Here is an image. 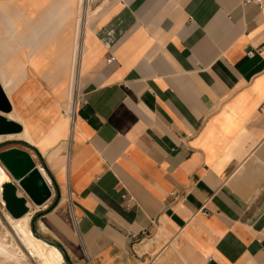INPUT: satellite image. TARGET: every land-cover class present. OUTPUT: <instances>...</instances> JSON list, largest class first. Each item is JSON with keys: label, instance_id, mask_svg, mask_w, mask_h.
I'll return each instance as SVG.
<instances>
[{"label": "crops", "instance_id": "crops-1", "mask_svg": "<svg viewBox=\"0 0 264 264\" xmlns=\"http://www.w3.org/2000/svg\"><path fill=\"white\" fill-rule=\"evenodd\" d=\"M244 2L0 0L8 140L54 180L72 264H264V7Z\"/></svg>", "mask_w": 264, "mask_h": 264}, {"label": "water", "instance_id": "water-1", "mask_svg": "<svg viewBox=\"0 0 264 264\" xmlns=\"http://www.w3.org/2000/svg\"><path fill=\"white\" fill-rule=\"evenodd\" d=\"M12 111V107L4 92L0 87V112L7 115ZM23 131L22 126L9 119L8 117L0 114V136L18 134ZM9 144H21L26 147L37 150L28 142L22 140H8L0 143V147ZM43 169L51 179V183L54 180L49 175L46 166L39 153H37ZM0 163L4 166L7 172L10 174L12 180L2 185V201L4 207L9 215L14 219H20L27 215L31 210V205L43 206L53 196V191L50 183L46 180L43 173L40 171L32 155L18 148H12L0 152ZM60 195H58V198ZM35 222L32 223V231L35 232ZM47 243L57 247L65 261L68 264H72L65 249L57 242L46 240Z\"/></svg>", "mask_w": 264, "mask_h": 264}, {"label": "rangeland", "instance_id": "rangeland-1", "mask_svg": "<svg viewBox=\"0 0 264 264\" xmlns=\"http://www.w3.org/2000/svg\"><path fill=\"white\" fill-rule=\"evenodd\" d=\"M69 117L71 118V112L69 113ZM21 133H18V134H21ZM0 137H1L0 141H3V139L8 140V135H2ZM25 140L29 141L26 138ZM13 145L14 144H9V145L0 147V152L3 150H6L7 148ZM32 152H33V155L36 156L35 152L34 151ZM35 161L37 165L41 166L40 159L37 156L35 157ZM45 178L48 179L49 182L51 183L49 176L46 174V172H45ZM51 188L53 191V195L55 194V200H53L54 202H51L52 205L49 207L47 206L39 207V206H35L34 204H32L33 215L30 221L31 229H32L33 221L35 222V225H34L35 232L33 234L36 236V238L42 240L45 243H47L46 240L57 242L53 238L52 230L45 225V216L54 208L56 202L58 201V194H57V189L55 185L52 184ZM8 216L10 215L4 207V203L0 201V264H39V261L35 259L28 250H26V247L23 245L19 236L14 231V228ZM50 246H53V245H50ZM63 264H68L65 261V259H64Z\"/></svg>", "mask_w": 264, "mask_h": 264}, {"label": "bare ground", "instance_id": "bare-ground-1", "mask_svg": "<svg viewBox=\"0 0 264 264\" xmlns=\"http://www.w3.org/2000/svg\"><path fill=\"white\" fill-rule=\"evenodd\" d=\"M9 116L10 114H7V117ZM13 135H18V134H12L11 137H13ZM11 180L12 179L10 174L0 164V201L1 202H3L2 194H1L2 185ZM32 215H33V210L31 206L30 212L24 217L20 219H14L8 216V218L14 228V231L19 236L23 245L26 247V250H28L31 253V255L39 261V264H63L64 258L61 251L57 249V247L55 248V246L54 247L50 246V244L48 245V243H45L42 240L36 238V236L33 234L30 224Z\"/></svg>", "mask_w": 264, "mask_h": 264}, {"label": "built area", "instance_id": "built-area-1", "mask_svg": "<svg viewBox=\"0 0 264 264\" xmlns=\"http://www.w3.org/2000/svg\"><path fill=\"white\" fill-rule=\"evenodd\" d=\"M100 0H82V7H83V11L84 13L87 12L88 9H90L91 7H93L96 3H98ZM246 5L248 4H256L258 5L260 8L264 7V0H245L244 2ZM254 53L251 52L249 53V55H253ZM115 61L114 58H110L108 60V63H113ZM264 110V104L261 107Z\"/></svg>", "mask_w": 264, "mask_h": 264}]
</instances>
